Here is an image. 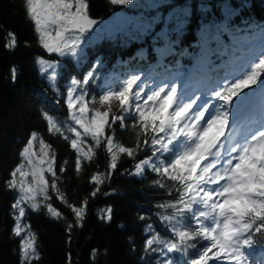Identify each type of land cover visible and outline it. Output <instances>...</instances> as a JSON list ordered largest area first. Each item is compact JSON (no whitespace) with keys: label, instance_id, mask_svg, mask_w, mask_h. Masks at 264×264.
Returning a JSON list of instances; mask_svg holds the SVG:
<instances>
[{"label":"trees","instance_id":"1","mask_svg":"<svg viewBox=\"0 0 264 264\" xmlns=\"http://www.w3.org/2000/svg\"><path fill=\"white\" fill-rule=\"evenodd\" d=\"M87 2L89 16L101 17L102 26L119 11L143 10L148 28L138 34L125 28L116 33L89 32L77 57H61L48 53L40 45L38 34L26 16L24 0H0V264H24L21 251L24 233L14 234L18 210L13 205L20 192L10 188L8 182L21 164L27 169L22 152L33 132L51 145L57 187L66 203L50 187L51 199L47 203L61 213L60 218L51 216L43 204L39 211L30 209L27 203L22 205L25 216L21 224L35 234L40 254V259L32 264H68L69 254L72 264H164L166 259L183 264L180 253L162 255V245H153L157 251H145V239L153 234L165 241L173 238L161 219L172 210L159 206L176 197L175 191L169 195L168 188L158 187L154 183L158 177L147 168L142 174L135 173V164L151 155V149L142 146L135 157L120 154L116 169L110 171L111 158L101 144L91 161H81L77 172L75 150L59 133L48 132L45 114L57 120L72 138L73 134L68 131L71 122L65 94L71 78L82 80L97 61L95 78L88 86L90 97L98 96L108 86L116 87L134 74H140L149 87L168 83L176 85L181 94L202 95L229 70L231 62L240 57L249 59L250 55L246 54L260 52L264 0H129L122 5H113L110 0ZM181 8L188 9L183 13L182 23ZM170 9H177L176 15L174 12L167 17ZM8 33L16 37L13 49L5 47L10 39ZM41 60L57 64L54 84L48 80L52 70L44 72ZM247 106L251 110L243 112ZM262 113L264 92L257 86L237 114L241 132L255 128L257 125L252 122L258 121ZM126 123L130 125L131 118ZM114 142L134 147L135 135L130 127L121 129L117 124ZM83 147L87 150L86 145ZM34 150L41 155L39 140ZM96 173L103 175V183L92 196L97 185L91 177ZM45 176L51 184V174L45 173ZM31 179L29 176V182ZM38 200L43 201V197ZM85 200L87 206L81 226L68 205L81 207ZM108 209H111V219L107 218ZM70 224L71 232L67 230ZM148 225L152 231L146 232ZM194 252L190 249L188 258H194Z\"/></svg>","mask_w":264,"mask_h":264},{"label":"snow or ice","instance_id":"2","mask_svg":"<svg viewBox=\"0 0 264 264\" xmlns=\"http://www.w3.org/2000/svg\"><path fill=\"white\" fill-rule=\"evenodd\" d=\"M110 3L122 5L129 0H110ZM24 7L40 45L48 53L61 57H77L84 35L98 23L89 16L87 0H24ZM8 36L5 47L13 49L15 34ZM261 37L258 54L252 52L246 54L250 55L249 59L240 57L231 62L229 70L202 95L181 94L176 85L168 83L149 87L140 74H134L116 87L108 86L98 96L90 97L88 86L95 78L97 61L82 80L71 78L65 94L72 138L57 120L45 114L48 132L59 133L75 150L77 172L81 161H91L101 144L111 158L110 171L116 169L120 154L135 157L142 146L151 149V155L135 164V173L142 174L147 168L158 177L154 183L168 188L169 195L175 191L176 197L159 206L172 210L161 219L173 238L165 241L153 234L145 239L146 252L157 251L153 245L159 244L162 255L180 253L183 264H261L264 259V113L252 122L257 125L255 128L249 127L243 133L237 115L245 98L257 86L264 92V28ZM40 63L44 72L52 70L48 80L54 84L57 64L45 60ZM15 74L13 68V80ZM129 118L130 125L126 123ZM117 124L121 129L131 128L134 147L114 142ZM37 140L39 156L34 150ZM50 150L51 145L33 132L22 152L28 167L21 164L8 182L10 188L20 192L13 205L18 210L14 234L24 233L21 242L24 264L39 260L40 254L35 234L21 224L25 216L22 205L27 203L30 209L39 211L43 204L51 216L60 218L61 213L47 203L51 199L50 187L66 203L57 187L55 155H50ZM45 173L51 174V184ZM91 181L97 185L91 193L95 196L103 175L96 173ZM38 197H43V201ZM86 206L87 200L81 207L68 205L81 226ZM107 213L111 219V209ZM71 229L70 224L67 230L71 232ZM145 231H152V226L148 225ZM190 249L195 250L194 258H188ZM68 264H72L71 254ZM164 264L174 261L166 259Z\"/></svg>","mask_w":264,"mask_h":264},{"label":"rangeland","instance_id":"3","mask_svg":"<svg viewBox=\"0 0 264 264\" xmlns=\"http://www.w3.org/2000/svg\"><path fill=\"white\" fill-rule=\"evenodd\" d=\"M155 4V3H154ZM145 9H149L147 6H143ZM182 9V14H181V23L183 19V13L188 12V9ZM176 11L171 9L167 12L166 16H172L173 13L176 15ZM159 11L156 15H159ZM144 12L143 10H140L138 13L137 12H125V11H119L115 16H112L108 18L104 22V26L99 30L100 32H109V33H116L117 31L121 30L122 28H125L127 30H131L138 33H144L146 32V29L148 28L149 23L147 24V17L143 15ZM96 26V25H95ZM105 29V30H104ZM89 35L86 34L84 35L83 41L88 40ZM46 61V60H45ZM50 62V61H49Z\"/></svg>","mask_w":264,"mask_h":264},{"label":"water","instance_id":"4","mask_svg":"<svg viewBox=\"0 0 264 264\" xmlns=\"http://www.w3.org/2000/svg\"><path fill=\"white\" fill-rule=\"evenodd\" d=\"M95 20H97L98 21V23H97V25H98V27H100V19H95ZM94 30V29H93Z\"/></svg>","mask_w":264,"mask_h":264}]
</instances>
